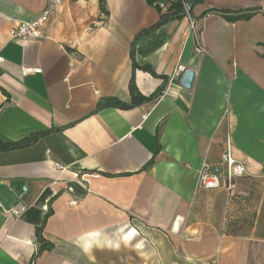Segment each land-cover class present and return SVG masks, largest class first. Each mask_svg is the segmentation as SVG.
I'll use <instances>...</instances> for the list:
<instances>
[{
  "label": "crops",
  "instance_id": "obj_1",
  "mask_svg": "<svg viewBox=\"0 0 264 264\" xmlns=\"http://www.w3.org/2000/svg\"><path fill=\"white\" fill-rule=\"evenodd\" d=\"M163 1L105 0V14L98 0H63L44 37L22 46L9 29L46 0H0V139L52 129L0 152V264H264V201L254 220H229L234 191L197 185L203 160L221 170L227 137L264 175V0H197L199 43L182 17L161 26L157 49L135 55L157 74L136 69L139 92L161 93L109 105L130 101V44ZM240 13L251 15L225 17ZM178 64L195 71L189 90L181 74L170 79ZM81 172L97 173L87 189ZM44 218L52 247L31 260Z\"/></svg>",
  "mask_w": 264,
  "mask_h": 264
},
{
  "label": "built area",
  "instance_id": "obj_2",
  "mask_svg": "<svg viewBox=\"0 0 264 264\" xmlns=\"http://www.w3.org/2000/svg\"><path fill=\"white\" fill-rule=\"evenodd\" d=\"M62 1L63 0H46L44 8L34 19L30 21H18L9 29V39L17 44L24 46L30 40L43 38L44 25L51 17V15L56 11V9L61 5ZM174 1L175 0H164L163 2H160L158 4V9L164 11L168 7V5ZM180 1L182 4V9L185 12L184 17L188 18L190 30L195 35L196 43H199V36L197 34L195 22L190 13L191 5L188 0ZM196 50L200 51V45H196ZM185 69V66L178 64L171 73L170 79L182 74ZM40 71V68H23L22 70L23 73H38ZM220 165L221 170L219 172H215L213 167L205 160H203L198 169L197 185L202 188H218L220 186H224L228 191L231 192V190L234 188L235 180L238 178L249 176L264 177L263 174L251 170L247 162L233 156L232 144L228 137L226 138L225 149L221 155ZM55 167L58 170L66 169L65 166L59 163H56ZM96 176V172H81L78 176L77 181L87 189L89 178H93ZM74 202L75 201H71L70 203Z\"/></svg>",
  "mask_w": 264,
  "mask_h": 264
},
{
  "label": "trees",
  "instance_id": "obj_3",
  "mask_svg": "<svg viewBox=\"0 0 264 264\" xmlns=\"http://www.w3.org/2000/svg\"><path fill=\"white\" fill-rule=\"evenodd\" d=\"M197 0H188V2L191 5V9L193 4ZM99 2V8L102 13H108L105 7V0H98ZM191 13V10H190ZM251 14L249 13H240L235 16H225L226 19L230 21H234L237 19H246L249 18ZM185 16V12L182 9V4L180 0H175L174 2L170 3L166 10L161 11L159 10V16L158 19L151 24L150 26H147L145 28L140 29L137 31L131 41L130 44V58H131V76L128 82V90L130 95V101L124 102L121 100H118L116 98H110L108 100V104L111 106H116L120 108H129L133 107L139 104H142L144 102L150 101L157 97L161 91L163 90V85H160L153 93L145 96L141 94L136 87L135 81H134V71L136 69H142L145 71L150 72L152 75H157L152 67L149 64H137L135 60L136 53L146 55L155 49H157L166 39V35L164 32L158 30L161 28L163 24L166 22L173 20V19H181ZM100 106V105H99ZM52 131V129H46V130H39L32 132L18 140L11 141V142H3L0 139V152L10 149H16V148H22L27 147L29 145L34 144L40 137L49 134ZM49 215V212L45 215V218ZM45 218L42 221L41 225L38 226L36 230V241L38 243L37 250L33 253L31 260L35 259L42 251L48 250L52 247V244L50 242L45 241L41 236V231L45 222Z\"/></svg>",
  "mask_w": 264,
  "mask_h": 264
},
{
  "label": "rangeland",
  "instance_id": "obj_4",
  "mask_svg": "<svg viewBox=\"0 0 264 264\" xmlns=\"http://www.w3.org/2000/svg\"><path fill=\"white\" fill-rule=\"evenodd\" d=\"M240 179L232 189L233 195H230L228 219L238 221L240 217L246 216L254 220L259 202L264 201V177L249 176Z\"/></svg>",
  "mask_w": 264,
  "mask_h": 264
},
{
  "label": "water",
  "instance_id": "obj_5",
  "mask_svg": "<svg viewBox=\"0 0 264 264\" xmlns=\"http://www.w3.org/2000/svg\"><path fill=\"white\" fill-rule=\"evenodd\" d=\"M195 79V71L191 68H186L180 77V85L189 90L192 88ZM23 190L26 191V186H23Z\"/></svg>",
  "mask_w": 264,
  "mask_h": 264
}]
</instances>
